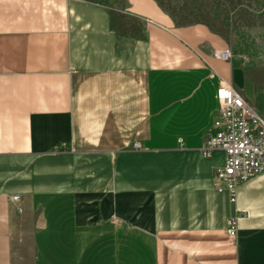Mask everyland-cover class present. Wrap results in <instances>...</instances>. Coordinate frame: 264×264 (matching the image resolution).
Instances as JSON below:
<instances>
[{"label": "crops", "instance_id": "obj_1", "mask_svg": "<svg viewBox=\"0 0 264 264\" xmlns=\"http://www.w3.org/2000/svg\"><path fill=\"white\" fill-rule=\"evenodd\" d=\"M228 47L157 0H0V264H264V173L231 203L201 153Z\"/></svg>", "mask_w": 264, "mask_h": 264}, {"label": "built area", "instance_id": "obj_2", "mask_svg": "<svg viewBox=\"0 0 264 264\" xmlns=\"http://www.w3.org/2000/svg\"><path fill=\"white\" fill-rule=\"evenodd\" d=\"M213 57L231 62L230 48L215 50ZM219 109L201 148L202 156L209 157L220 150L225 153V163L217 168L214 178L219 191L229 193L230 202H236V188L250 177L264 173V117L260 115L243 93L234 85L221 84L216 94ZM244 212L226 221L225 235L229 240L237 237L238 221Z\"/></svg>", "mask_w": 264, "mask_h": 264}, {"label": "rangeland", "instance_id": "obj_3", "mask_svg": "<svg viewBox=\"0 0 264 264\" xmlns=\"http://www.w3.org/2000/svg\"><path fill=\"white\" fill-rule=\"evenodd\" d=\"M177 22H202L223 37L257 88H264V0H157Z\"/></svg>", "mask_w": 264, "mask_h": 264}, {"label": "water", "instance_id": "obj_4", "mask_svg": "<svg viewBox=\"0 0 264 264\" xmlns=\"http://www.w3.org/2000/svg\"><path fill=\"white\" fill-rule=\"evenodd\" d=\"M233 84L240 90H243L247 98L252 97L253 86L248 79L244 78V73L241 69L233 71Z\"/></svg>", "mask_w": 264, "mask_h": 264}]
</instances>
